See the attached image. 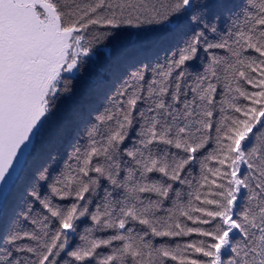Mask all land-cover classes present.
<instances>
[{
	"label": "snow or ice",
	"instance_id": "snow-or-ice-1",
	"mask_svg": "<svg viewBox=\"0 0 264 264\" xmlns=\"http://www.w3.org/2000/svg\"><path fill=\"white\" fill-rule=\"evenodd\" d=\"M0 264H264V0H0Z\"/></svg>",
	"mask_w": 264,
	"mask_h": 264
}]
</instances>
